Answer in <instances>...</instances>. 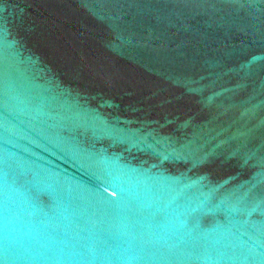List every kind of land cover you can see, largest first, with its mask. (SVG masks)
Returning <instances> with one entry per match:
<instances>
[{
	"label": "water",
	"instance_id": "1",
	"mask_svg": "<svg viewBox=\"0 0 264 264\" xmlns=\"http://www.w3.org/2000/svg\"><path fill=\"white\" fill-rule=\"evenodd\" d=\"M0 264H264V0H0Z\"/></svg>",
	"mask_w": 264,
	"mask_h": 264
}]
</instances>
